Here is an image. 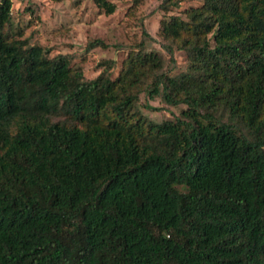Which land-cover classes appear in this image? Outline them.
<instances>
[{
	"label": "trees",
	"instance_id": "1",
	"mask_svg": "<svg viewBox=\"0 0 264 264\" xmlns=\"http://www.w3.org/2000/svg\"><path fill=\"white\" fill-rule=\"evenodd\" d=\"M197 1L160 22L185 70L141 41L85 79L0 0V264H264V0Z\"/></svg>",
	"mask_w": 264,
	"mask_h": 264
},
{
	"label": "rangeland",
	"instance_id": "2",
	"mask_svg": "<svg viewBox=\"0 0 264 264\" xmlns=\"http://www.w3.org/2000/svg\"><path fill=\"white\" fill-rule=\"evenodd\" d=\"M116 6L110 14L100 10L92 0H12V26L15 36L28 38L30 43L49 49V56L63 54L74 68L83 70L85 79L96 77L104 67L115 77L123 60L143 41L145 52L156 51L163 69L169 74L185 70L188 56L183 50L170 53L162 36L160 22L170 15L199 4L197 0H175L176 6L164 9L163 0H109ZM144 30V31H143ZM100 40L106 47L89 43ZM136 109L153 122L173 120L185 105L171 106L159 97L142 92Z\"/></svg>",
	"mask_w": 264,
	"mask_h": 264
}]
</instances>
